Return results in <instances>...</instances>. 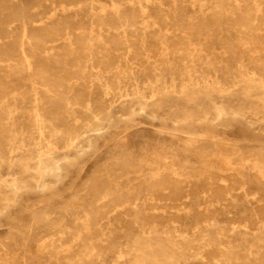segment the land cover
Returning a JSON list of instances; mask_svg holds the SVG:
<instances>
[{"label":"rangeland","instance_id":"374dc122","mask_svg":"<svg viewBox=\"0 0 264 264\" xmlns=\"http://www.w3.org/2000/svg\"><path fill=\"white\" fill-rule=\"evenodd\" d=\"M0 264H264V0H0Z\"/></svg>","mask_w":264,"mask_h":264},{"label":"bare ground","instance_id":"6f19581e","mask_svg":"<svg viewBox=\"0 0 264 264\" xmlns=\"http://www.w3.org/2000/svg\"><path fill=\"white\" fill-rule=\"evenodd\" d=\"M205 1V0H204ZM192 5V4H191ZM260 7V6H259ZM250 20V19H249ZM140 22V21H139ZM254 23V22H253ZM245 27H247V26H245ZM25 31V30H24ZM32 32V31H31ZM26 33V32H25ZM86 41V40H85ZM79 47H80V45H79ZM78 47V48H79ZM84 48V47H83ZM23 52V51H22ZM116 52V51H115ZM143 52V51H142ZM73 57V56H72ZM80 58H82V57H80ZM24 59H25V57H24ZM74 59H76V58H74ZM81 60V59H80ZM28 69H29V67H28ZM34 72V71H33ZM38 78V77H37ZM32 82V81H31ZM47 83V82H46ZM32 84V83H31ZM40 84V83H39ZM33 87V86H32ZM37 113V112H36ZM38 116V115H37ZM95 116V115H94ZM36 117V116H35ZM146 118V117H145ZM37 123H39V122H37ZM217 124V123H216ZM229 124L230 125H232V126H234V125H236V122H234V121H230L229 122ZM244 130H245V127L244 126H241ZM23 128H24V126H23ZM217 128V127H216ZM220 128V127H219ZM215 129V128H214ZM216 130V129H215ZM47 141V140H46ZM73 170V169H72ZM74 171V170H73ZM67 172V171H66ZM82 172H84V171H82ZM74 173V172H73ZM92 176V175H91ZM90 181H91V179H90ZM67 182H68V179H67ZM64 183V182H63ZM97 183V182H96ZM44 184V183H43ZM68 184V183H67ZM86 184V183H85ZM89 185V184H88ZM94 185V184H93ZM98 185V184H97ZM95 186V185H94ZM67 190V189H66ZM72 190V189H71ZM41 191H42V189H41ZM80 191H81V189H80ZM85 191V190H84ZM36 193V192H35ZM48 193V192H47ZM83 193V192H82ZM39 196V195H38ZM50 201H52V200H50ZM55 201V200H54ZM16 206V205H15ZM25 211V210H24ZM55 211V210H54ZM6 219V218H5ZM10 223V222H9ZM54 225V224H53ZM220 240V239H219ZM223 241V240H222Z\"/></svg>","mask_w":264,"mask_h":264}]
</instances>
